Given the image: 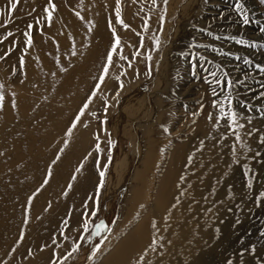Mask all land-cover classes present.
Returning a JSON list of instances; mask_svg holds the SVG:
<instances>
[{
  "label": "bare ground",
  "instance_id": "obj_1",
  "mask_svg": "<svg viewBox=\"0 0 264 264\" xmlns=\"http://www.w3.org/2000/svg\"><path fill=\"white\" fill-rule=\"evenodd\" d=\"M51 2L56 9L49 20L44 11L49 0H20L12 13L10 0H0V264H44L50 255L62 263L69 260L77 236L87 227L86 215L96 208L92 199H100L106 184L117 183L116 173L123 170L129 171L121 179L127 190L116 221L89 264H205L195 254L209 235L191 224L181 230L177 219L195 212L184 205L186 198L199 200L212 180L217 184L224 178L229 133L203 113L196 122L197 139L179 141L183 126L174 125L179 110L172 104L173 93L156 95L157 112L146 116L143 100L137 90L132 92L142 84L136 72L145 52L154 47L161 15L172 13L178 0L168 6L163 0L155 5L152 0H120L127 29L116 22L117 0ZM147 13L143 46L135 48L140 55L129 67L120 55L126 56L136 42L140 14ZM109 26L118 31L120 45L105 76L107 54L115 43ZM95 106L105 110L99 121L93 120ZM118 114L124 127L147 119L135 130L122 131L129 147L139 137L135 164L126 156L122 163L130 169L119 166L110 176L104 149L112 141L110 125L117 124ZM253 145L248 138L247 147ZM187 158L207 159L200 172L209 177L199 180L200 172L186 168ZM230 180L226 183L236 194L239 186ZM222 192L218 188L215 198L223 197ZM187 239L189 252L181 260L177 252Z\"/></svg>",
  "mask_w": 264,
  "mask_h": 264
},
{
  "label": "rangeland",
  "instance_id": "obj_2",
  "mask_svg": "<svg viewBox=\"0 0 264 264\" xmlns=\"http://www.w3.org/2000/svg\"><path fill=\"white\" fill-rule=\"evenodd\" d=\"M236 2L237 0H178L172 13L166 15L163 12L159 29L152 36L154 47L145 52L136 72L142 84L140 89L135 87L132 91L136 95L137 90V97L143 100L146 116L157 112L154 105L156 95L166 91L173 93L172 104L179 110L175 112V116L178 120L182 119L179 122L177 120L174 125L183 126L178 133L179 141L197 139L200 131L196 122L203 113L208 121L209 114H212L215 121L229 133L231 145L227 152L228 164L223 173L224 178L217 184L212 180L210 189L202 194L201 199L190 202L189 197L186 198L184 205L195 208V212L188 211L177 219V223H181V230H187L191 224L193 228L204 230L209 235L210 239L203 240L195 254L199 259L205 258V264H264V196L260 195L264 193V143L260 142L264 139V114L261 112L264 109V97L260 95L264 92V71L256 67L260 65L264 68V33L259 31L261 25H264V4L259 0H241L248 9L249 16V24L244 25L240 14L235 11ZM170 3L171 0H168L164 6ZM30 15L27 14L26 17ZM140 17L142 24L134 30L136 42L129 45L126 51V64L135 57V48L146 33L148 13L140 14ZM108 29L113 35L114 29L111 26ZM208 32L212 35L209 36ZM117 35L118 31L115 30V36ZM237 40H245L247 43L239 44ZM149 55L151 60L147 59ZM245 59L250 63L246 64ZM211 72H216V77H212ZM218 78H222L220 85H210L207 82ZM227 80H232L234 87H227ZM239 81H243V84ZM213 87L217 95L212 94ZM214 101L216 107H213ZM221 107L226 113L235 111L238 114L237 123L244 127L232 125L228 116L221 118ZM140 108L139 105L138 109ZM104 111L97 107L93 120L99 121L101 112ZM120 117L121 114L114 121L117 124L110 125L112 143H108L104 149L106 169L110 176H113L112 171L119 166L130 169V165L135 164L134 149L139 137L136 136L135 142L129 147V140H126L122 131L126 128L135 130L138 123L147 119L130 122L124 127L120 125ZM246 117L251 118V123ZM116 129L118 133L115 132ZM240 130L245 131V139L240 136ZM237 135L240 140L236 139ZM248 138L254 142L252 148L247 147ZM236 146H239L237 150ZM257 152L260 153L259 156L256 155ZM126 156H129L131 164L125 167L122 162ZM205 160L207 159L187 158L185 166H192L193 171L200 172ZM128 172L117 171V183L110 180L105 186L106 193L100 199L98 195L92 199L96 208L89 217L86 215L87 227L77 236L75 245H79V248L73 256L62 263L50 255L45 258L44 264L90 263L116 221L127 190L121 179H125ZM198 177L199 180L207 179L209 173L200 172ZM229 178L239 186L236 194L233 193L234 186L226 183ZM249 180L252 181L251 187H248ZM218 188H223V197L215 198ZM177 205H181V202ZM190 244V239L182 242L177 252L178 258L184 260Z\"/></svg>",
  "mask_w": 264,
  "mask_h": 264
},
{
  "label": "snow or ice",
  "instance_id": "obj_3",
  "mask_svg": "<svg viewBox=\"0 0 264 264\" xmlns=\"http://www.w3.org/2000/svg\"><path fill=\"white\" fill-rule=\"evenodd\" d=\"M133 2H135V0H133ZM163 2H164V4L166 5V4L168 3V0H163ZM259 2L262 3V4H264V0H259ZM19 3H20V0H10V8H9V12H10V13L15 12L16 9H17V7H18V4H19ZM119 4H120V0H117V7H116V9H115V11H116V22H117V23H120L121 25H123V27H124L125 29H127V28L129 27V25H127V24L124 22V20L121 18V15H120L121 9H120V7H119ZM152 4L155 5V4H156V0H152ZM55 9H56V5H55L54 3H52L51 0H49L48 7H46V8L44 9V11L48 13V18H49V20H51L52 12L55 11ZM235 11L238 12V13L240 14V16H241V22H242L244 25L249 24L248 9L245 8L244 3L241 2V0H237V2H236V4H235ZM77 15H79V14H77ZM160 19L162 20L163 17H161ZM257 23H260V22L257 21ZM28 27H29V28H32L33 26H32L31 24H29ZM259 31H260L261 33H264V25H261V27L259 28ZM7 35H8V36H12L13 33H12V32H8ZM25 35L28 36V41H27V42H28L29 46H31V44H32L31 36H30L28 33H25ZM113 35L115 36V30H113ZM208 35L211 36L212 33H211V32H208ZM5 39H7V36L5 37ZM217 39H219V37H217ZM233 39H235V37H233ZM236 42L239 43V44H246V43H247V41H245V40H237ZM119 45H120V38H119L118 36H115V43L113 44L111 51L107 54V66H105L104 69H103V72H104L105 76L108 74L109 66H111L112 63H113V54H114V53H117V49H118ZM156 45H157V47L159 46V40H158V39L156 40ZM140 46H141V47L143 46V41H141V45H140ZM252 46L255 47V45H252ZM133 55H134V56H138V55H140V53H139V52H136V53H134ZM0 59H3V57H0ZM120 59H121V60H127L128 57L123 56V55H120ZM147 59H148V60H151V56L149 55V56L147 57ZM237 59H239V57H237ZM21 62H23V58H21ZM244 62H245L246 64L250 63V61H248L247 59H245ZM128 66L131 67V66H132L131 63H129ZM256 67H257V68H260L261 71H264V68H261L260 65H256ZM150 71H151V68L149 67V74H150ZM210 75H211L212 77H216L217 74H216V72H211ZM224 75L227 76V73H225ZM116 79L119 81L120 77L117 76ZM100 80H101V83H103V77H101ZM207 82H208L210 85L213 84V83H215L216 85H220L221 82H222V78H218V79H216L215 81H207ZM239 83H240V84H243V81H239ZM226 84H227V87H229V88L234 87V82H233L232 80H227V81H226ZM98 87H99V85L97 86V88H98ZM119 87H120L121 89L123 88V83H122V82L120 83ZM212 94H213V95H217V93H216V89H215L214 87L212 88ZM93 95H95V93H93ZM117 95H119V93H117ZM260 95H261L262 97H264V92L260 93ZM0 99H2V97H0ZM225 99H229V98H228V97H225ZM229 103H231L230 100H229ZM216 106H217V104H216V102L214 101V102H213V107H216ZM87 107H88V104H85V105H84V108H87ZM219 111H220V114H221V118H223V117H225V116H228L229 119H230V121H231V124H232V125H236L237 127H240V128H243V127H244L243 124H238V123H237V115H238V114H237L235 111H231L230 113H226L222 107L219 109ZM261 112H262V114H264V109H262ZM81 114H83V109L81 110ZM212 118H213V117H212V114H209V119L211 120ZM77 119H79V118H77ZM246 119L248 120L249 123H251V118L246 117ZM165 131H167V129H165ZM248 134L251 135V133H248ZM97 139H99V137H97ZM236 139H237V140H240V136L237 135V136H236ZM260 142H261V143H264V139H261ZM108 143L111 145L112 142L109 141ZM96 147H97V151H99V150H100V145L97 144ZM256 155L259 156L260 153L257 152ZM100 175H101V177H103V176L105 175V173H104L103 171H101ZM45 183H47V181H45ZM251 186H252V181L249 180V181H248V187H251ZM260 195H261V196H264V193H261ZM97 231H99V229H98ZM78 248H79V245H74L73 248H72V252L77 251ZM71 254H72L71 252L68 253V256H70ZM64 259H67V257H64Z\"/></svg>",
  "mask_w": 264,
  "mask_h": 264
}]
</instances>
